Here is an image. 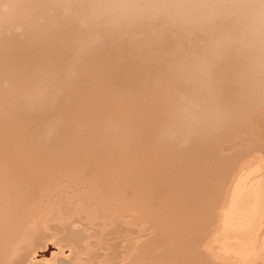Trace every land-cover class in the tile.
Listing matches in <instances>:
<instances>
[{
	"label": "bare ground",
	"instance_id": "bare-ground-1",
	"mask_svg": "<svg viewBox=\"0 0 264 264\" xmlns=\"http://www.w3.org/2000/svg\"><path fill=\"white\" fill-rule=\"evenodd\" d=\"M255 153L264 0H0V264H247Z\"/></svg>",
	"mask_w": 264,
	"mask_h": 264
},
{
	"label": "rangeland",
	"instance_id": "rangeland-1",
	"mask_svg": "<svg viewBox=\"0 0 264 264\" xmlns=\"http://www.w3.org/2000/svg\"><path fill=\"white\" fill-rule=\"evenodd\" d=\"M254 146H255V147H252V149H251V150L253 151V153H254V151L256 152L257 150H259V146H258V145H254ZM256 146H257V147H256ZM255 148H256V149H255ZM229 149H230V150H229ZM229 149H226V148H225V150L223 149L222 152H223L224 154L227 155V153L231 152V148H229ZM253 149H254V150H253ZM251 150H250V151H251ZM224 151H226V152H224ZM223 153H222V154H223ZM224 154H223V155H224ZM255 154H256V153H255ZM256 155H257V156H255V157H253V158L249 157V158H251L253 161H252L251 159H249L248 163L246 162V163L244 164L246 167H245V168L243 167L244 169H242V171L246 173V177H245V176H241V177H240L241 179L239 178V176H240L241 174H244V173H242V171H241V169H240L242 166L235 170L236 172H237V170H239V171H241V173H240V172H237L238 174H240L239 176H237V178H239V179H237V178L235 177V176L238 175V174H236V173L233 174V176H234V175H235V176L232 177V178H236V179L238 180V181H237V180L234 181V179H232L233 183L236 182V184H239V183H241L242 181L244 182L245 180H248V183H250V182H249V179H251V177H249L250 174H251L252 176H253V174H254V176H253V177H254V180H251V181H254V182H256L257 180L260 181V179L262 178V176H261V174H260V173L262 172V166H259V162H260L262 159H263V161H264V155L261 154V153H258V154H256ZM258 155H259V156H258ZM261 155H262V156H261ZM259 157H260V158H259ZM251 161H252V163H250ZM249 163H250V164H249ZM248 164H249V165H248ZM252 165H253V166H252ZM260 167H261V168H260ZM247 168H248V169H247ZM248 172H250V173H248ZM257 174H258V175H257ZM244 175H245V174H244ZM247 175H248V177H247ZM251 175H250V176H251ZM255 175L257 176L256 178H255ZM242 177H243L244 179H243ZM240 180H241V181H240ZM258 181H257V182H258ZM246 182H247V181H246ZM254 182H251L250 184H252V183H254ZM257 182H256V183H257ZM248 183H247V184H248ZM128 191L131 192L130 189H128ZM223 197H224V196H223ZM231 200H232V199H230V201H229L230 203L227 201L228 204H225V205H227L228 207L224 205L225 207L223 206L221 209H219V210H220L219 213H223V212L225 211V212L223 213L224 217H223L222 214H220V215L222 216V217L220 216L221 219L224 218L223 220L226 222V223H223V224H225L224 226L226 227L228 224H230V225H231V226H230V229H231V227H233L232 230H236L237 227H238L237 229H240V227L243 226V225H246V224L249 225V223H251V220H250V219H251V217H252V216H249V213H250V215H251V212H248L247 210L242 209L241 207H239V206L237 205V203L235 204V202H233V201H231ZM235 206H238L239 209H238V207H235ZM223 208H228V209H226V210L224 209V210H223ZM233 208H234V209H233ZM235 208H237V209H235ZM221 210H222V211H221ZM228 210H229V211H228ZM238 210H239V211H238ZM242 211H243L244 213H242ZM230 212H231L232 214H231ZM235 212H236V213H235ZM245 212H246V213H245ZM237 213H238V214H237ZM241 213H242V214H241ZM226 214H227V215H226ZM234 214H235V215H234ZM232 215L234 216V218H233ZM247 215H248V216H247ZM239 217H240V218H239ZM247 217H248V218H247ZM128 218H129V220L132 219V217H131L130 215H128ZM241 219H242V220H241ZM129 220H128V221H129ZM234 220H236V221H234ZM239 220H240V221H239ZM257 220H258V219H257ZM224 221H223V222H224ZM244 221H245V222H244ZM249 221H250V222H249ZM227 223H228V224H227ZM237 223H238L239 225H238ZM128 224H129V225H128V229H126V230H128V232H130V231H132V230L136 231V229H142V228H144V226L141 225L140 223H138L137 225H139V227L141 226L142 228H141V227H140V228H139V227L136 228V226H137L136 224H133V228H132V226H131V224H130L129 222H128ZM146 224H147V223H146ZM146 224H145V228H146V226H147V230H149V227H151L152 225L149 226V224H148V225H146ZM236 224H237V225H236ZM129 226L131 227V230H130ZM134 226H135V227H134ZM228 226H229V225H228ZM228 226H227V227H228ZM234 227H235V228H234ZM53 228H54V226H53ZM153 228H154L155 230L152 229V227H151L150 230H153L154 233H153V231L150 232V230H149V231H147L149 234H147L146 230L143 229V230L145 231V234H146V235L144 234V236H150V234H151V235L155 234L157 228H155V226H153ZM54 229L56 230V229H57V226H56ZM120 230H122V231H120V232H119V231H118V232H117V231H116V232H112V237H111V239L114 238V237H116V238H114V239L112 240V242H113L114 244H112L111 246H112V247L115 246L114 249H115V248H119L120 250H119V249H118V250H119L120 252H121V251L124 252V248L121 249V247H123V246L125 247V246H126L125 243H124V245H123V241H124V233H125L124 231H125V229H124V228H123V229L121 228ZM169 230H171V228H170ZM176 230L178 231L177 227H174V231H175V232H177ZM121 232H122V233H121ZM123 232H124V233H123ZM132 232H133V231H132ZM61 234H62V232L58 235V236H59V239H60L58 243L61 244V247H62V248H63V247H66V248H64V252L66 253V249H67V247H68V246H67L68 244L64 241L66 238L63 237V236H65V235H64V234L61 235ZM115 234H116V235H115ZM119 234H120L121 236H120ZM122 234H123V235H122ZM119 237H120V238H119ZM117 238H119V239H117ZM109 239H110V238H109ZM116 239H117V240H116ZM122 239H123V240H122ZM114 240L117 241V242L120 243V244H117V242H115ZM119 241H120V242H119ZM215 241H216V240H215ZM215 241H214V242H215ZM263 241H264V239H263ZM121 242H122V244H121ZM64 243H65V244H64ZM216 243H218V240H217ZM262 244L264 245V242H263ZM262 244H261V245H262ZM116 245H117V246L119 245V246L117 247ZM120 245H123V246H120ZM249 245H250V246H249ZM248 247H253V246H251V244H247V247H246V250H247L246 253H247V254L244 253L246 259H245L244 257H242V258L245 259V260H244V263L248 261L247 264H260V263L263 261L262 264H264V259H263L264 256L261 255V254L259 255L260 252H262V253L264 252L263 249L261 250V247H260V248H249V249H247ZM262 247L264 248V246H262ZM68 248H69V247H68ZM231 249H232V248H230V249L228 250L229 253H230V252H231V253H234V254L237 253L236 255L239 254V253L237 252L238 250L235 252V250L232 249V250H233V251H232ZM253 249H254V250H253ZM67 250H68V249H67ZM255 250H256V251H255ZM259 251H260V252H259ZM120 252H119V253H120ZM47 254H48V255H47ZM251 254H252V255H251ZM254 254H255V256H254ZM49 255H50L49 253H46L45 256L41 259L42 261L45 259V260H44L45 262H46V261H49V262H46V263H45V262L43 263V262L41 261L43 264H47V263H50V262H51L50 259L52 260V258H51V256H49ZM238 256H239V255H238ZM242 256H244V255H242ZM260 256H261V257H260ZM262 256H263V257H262ZM257 257H258V260H257ZM46 259H47V260H46ZM48 259H49V260H48ZM248 259H249L250 261H249ZM252 259H253V260H252ZM261 259H262V261H259V260H261ZM255 261H256V262H255ZM251 262H252V263H251ZM259 262H260V263H259ZM245 264H246V263H245Z\"/></svg>",
	"mask_w": 264,
	"mask_h": 264
}]
</instances>
